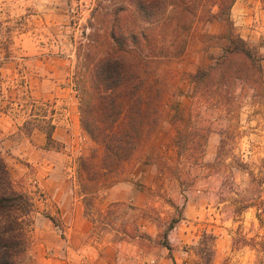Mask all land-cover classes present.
Listing matches in <instances>:
<instances>
[{"label":"rangeland","instance_id":"obj_1","mask_svg":"<svg viewBox=\"0 0 264 264\" xmlns=\"http://www.w3.org/2000/svg\"><path fill=\"white\" fill-rule=\"evenodd\" d=\"M99 1L0 0V152L14 190L34 202L26 219L23 263L35 264L34 226L41 216L63 230L46 208L49 196L41 184L72 181L93 205L95 193L111 187L137 154L144 161L145 147L162 128L160 136H174L171 143L182 157L173 154L171 162L159 158L155 163L162 167L161 178L176 181L168 186L170 192L156 190L143 212L158 236H144L138 244L142 254L136 260L126 257L124 264H160L162 259L170 264H264V0H236L231 11L234 34L249 56L226 55L229 29L213 18L215 1L205 0L186 52L163 61L153 73L163 97L155 134L122 169L95 184L87 181L80 161L94 156L99 161L103 150L83 130L80 108L91 94L83 49L93 30L90 22L101 24L92 16ZM199 70L205 72L200 83L194 78ZM216 114L220 120L210 121ZM170 116L178 123L172 125ZM212 134L219 136L216 155L200 156ZM197 166L204 170L189 171ZM178 190L183 198L190 190L203 193L206 209L191 216L185 200L174 196ZM119 215L133 218L135 210L113 205L105 221ZM189 221L194 225L184 243L177 229L189 227ZM131 231L137 235L134 227Z\"/></svg>","mask_w":264,"mask_h":264},{"label":"trees","instance_id":"obj_2","mask_svg":"<svg viewBox=\"0 0 264 264\" xmlns=\"http://www.w3.org/2000/svg\"><path fill=\"white\" fill-rule=\"evenodd\" d=\"M205 0H101L88 34L85 69L91 72V94L81 104L83 130L102 148L82 159L88 182L106 180L128 163L141 144L155 134L163 97L154 71L165 60L186 52L191 32ZM213 18L228 30L226 55H250L231 17L236 0H214ZM212 11V10H211ZM205 72L194 76L201 82ZM82 175V174H81ZM102 183V182H101ZM33 199L14 190L0 152V264H24L28 250L26 219Z\"/></svg>","mask_w":264,"mask_h":264},{"label":"crops","instance_id":"obj_3","mask_svg":"<svg viewBox=\"0 0 264 264\" xmlns=\"http://www.w3.org/2000/svg\"><path fill=\"white\" fill-rule=\"evenodd\" d=\"M219 102L221 100L217 98L216 103L220 104ZM165 108H169V105ZM215 119L220 120L217 114L215 118L211 116L210 121H215ZM169 120L172 121V125L178 123L174 117L170 116ZM161 133L162 128L159 135L145 147L143 160L150 158L151 162H140L139 154H137L111 187L105 186L95 193L96 198L93 205L87 204L85 198L88 195L77 192V187L72 181L50 179L41 184V188L49 196L46 208L53 210L52 217H57L63 230H57L59 227L43 216L37 220L34 226V233L37 237L35 246L38 251L37 255L35 254V264H124L126 257L134 256L136 260L138 254H142L138 244L144 236L151 240L158 236L155 223L150 217H144L143 212L153 204V193L156 190L162 193L170 192L168 186H173L176 181L175 177H167V175L161 178L164 172H161L162 167L155 162L159 158L167 163L171 162L169 155L173 154L177 158L182 157L179 146L171 143L174 136L166 132L164 136H160ZM218 144L217 134L207 136V143L203 146L204 150H201L200 156L203 155L205 158L215 156ZM193 169L204 170L201 166L189 167L190 172H193ZM164 171L167 172L166 169ZM189 193V197L183 198L181 190H178L174 196L180 197L179 200L182 198L185 200L186 210L191 216L192 214L198 216L206 209L203 193L198 195L192 190ZM113 205L131 206L135 210V216L129 218L127 215H119L106 222V213ZM88 207L91 208V214L88 212ZM188 224L189 227L183 230L177 229V237L184 243L190 236L194 225L190 221ZM132 227L137 233L134 237L131 235ZM61 234L66 236V240ZM157 263H159L158 260ZM160 264L170 263L162 259Z\"/></svg>","mask_w":264,"mask_h":264}]
</instances>
